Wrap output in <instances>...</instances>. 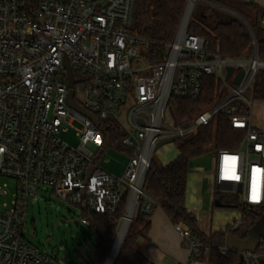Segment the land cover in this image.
<instances>
[{
    "label": "built area",
    "instance_id": "obj_1",
    "mask_svg": "<svg viewBox=\"0 0 264 264\" xmlns=\"http://www.w3.org/2000/svg\"><path fill=\"white\" fill-rule=\"evenodd\" d=\"M199 1L187 0L185 17L164 54L140 66L133 59L145 41L130 31L134 0H0V174L17 182L13 208L0 213V264H66L25 236L29 201L39 198L40 187H50L56 197L81 210L111 217L127 192L128 208L133 203L135 211L141 208L146 214L161 208L145 191L158 144L193 137L219 112L246 133L239 149L219 150L216 160V185L236 194L242 206L231 231L242 234L244 211L264 205V128L254 125L252 114L253 84L264 62L254 38L248 55L226 59L210 51L205 37L190 33ZM67 60L76 80L74 101L99 125L68 103ZM229 66L234 70L227 78ZM206 75L215 76L228 93L198 117L179 118L172 100L199 101ZM100 120L118 126L122 143L132 150L121 175L105 169L98 158ZM69 127L80 137L78 146L60 137ZM6 193V186L1 187L0 196ZM81 221L90 225L85 217ZM174 228L194 263L202 244L182 223ZM228 236L229 230L223 254L230 250ZM242 254L247 264H264V247Z\"/></svg>",
    "mask_w": 264,
    "mask_h": 264
},
{
    "label": "trees",
    "instance_id": "obj_2",
    "mask_svg": "<svg viewBox=\"0 0 264 264\" xmlns=\"http://www.w3.org/2000/svg\"><path fill=\"white\" fill-rule=\"evenodd\" d=\"M187 7V0H140L138 14L132 19L130 31L136 37L145 41L148 48L147 57L151 62L164 54L165 47L175 39L182 23ZM247 19L253 27L258 44V54L264 62V24L261 17L264 14L258 5L247 2V10L238 12ZM216 20L208 22L209 16L201 14L197 20L191 19L188 31L205 37L209 42L210 51L226 59H240L251 50L253 37L245 22L235 15L228 17L221 12L215 14ZM253 87L254 101L264 102V68L255 77ZM223 85L215 76L206 75L203 78L202 96L199 101L173 99L179 118L194 119L205 110L216 104L220 96L224 97ZM100 130L103 140L99 154L103 156L108 148L132 155V150L123 143V133L111 120H100ZM245 131L232 126L228 115L219 112L213 121L199 128L196 135L183 141H178V156L164 165L152 158L145 180L146 193L156 200L173 223L187 224L192 234L202 244L198 259L208 257L211 264H247L243 254L228 250L223 254L220 248L226 242V232L204 233L196 216L186 207L187 181L191 172L192 162L205 156L213 149L237 150L245 136ZM99 158V157H98ZM129 192L116 216L98 214L90 209H82V216L90 221L87 226L95 236V242H85L79 245L75 252L83 264H105L117 237V219L126 209ZM215 207L242 209L236 194L216 195ZM243 213L242 234L240 230L230 231V236L246 238L249 230L264 215V205L250 208ZM151 215L138 209L135 219L131 222L126 237L113 264H149L142 253L141 241L148 237L151 227ZM264 247V236L258 252Z\"/></svg>",
    "mask_w": 264,
    "mask_h": 264
},
{
    "label": "rangeland",
    "instance_id": "obj_3",
    "mask_svg": "<svg viewBox=\"0 0 264 264\" xmlns=\"http://www.w3.org/2000/svg\"><path fill=\"white\" fill-rule=\"evenodd\" d=\"M253 4L258 5L260 11L262 13L264 12V0H255ZM139 9L140 0H134V17L138 14ZM228 9L236 12L247 10V2L245 0H200L196 5L192 19L197 20L201 14H206L209 16L208 22L211 23L216 20L215 14L218 12L223 13L225 17L233 14ZM139 53L141 55L133 59L135 64L146 66L148 62H151L148 58L146 61L148 55V48L146 46H140ZM224 90L226 95L228 89L224 88ZM252 114L255 123L261 126L264 122V102L253 101ZM60 137L72 146H78L80 144V137L77 135V131L71 127L68 130H63L60 133ZM177 144V141H173L161 146L155 152L153 159L162 163V161L175 158L178 155ZM217 155L218 151L213 149L205 156L193 161L191 165V169L198 172L202 177L205 189L202 210L206 211L208 215L222 210L221 208L212 206L214 197L216 198V195L224 196L230 193L218 189L215 183ZM98 157L102 159L101 162L104 167L113 168L114 170L117 169V173H121L119 170L122 171L124 165L129 160L127 153L119 151L116 148H108L103 156L98 154ZM5 186L7 193L0 196V213H4L13 208V200L17 193L16 180L0 174V188ZM127 206L128 202L124 214L117 219V234L127 211ZM239 210L242 211L241 208ZM137 212L138 210L135 211L132 221L135 219ZM81 216V208L68 204L56 197L50 187H40L39 198L29 201L25 236L41 250L58 254L66 264H83L75 252L79 250L81 243H91L96 240L89 228L82 223ZM182 224L190 228L187 224L183 222ZM259 229L264 233V218L259 223Z\"/></svg>",
    "mask_w": 264,
    "mask_h": 264
},
{
    "label": "crops",
    "instance_id": "obj_4",
    "mask_svg": "<svg viewBox=\"0 0 264 264\" xmlns=\"http://www.w3.org/2000/svg\"><path fill=\"white\" fill-rule=\"evenodd\" d=\"M228 10L230 11L231 9ZM235 13L236 15L234 13L232 15L240 16L238 12L235 11ZM253 123L257 127L264 128V122L259 126L253 118ZM175 158L162 161V164L166 165ZM101 165L104 167L102 162ZM125 166L122 171L119 170L121 173L125 169ZM104 168L116 175L121 174L117 173V169ZM204 191L202 177L198 172L191 170L188 176L186 193V207L188 211L196 216L200 229L207 235L215 232H226L235 220L242 217V211L237 208L216 207L222 210L208 215L206 211L202 210ZM215 204L217 202L214 197L212 206L215 207ZM150 220L151 227L148 237L141 241L142 253L148 259L149 264H211L208 257L196 259L194 263H190V250L180 234L175 230L174 223L167 216L163 208L156 209L152 213Z\"/></svg>",
    "mask_w": 264,
    "mask_h": 264
},
{
    "label": "water",
    "instance_id": "obj_5",
    "mask_svg": "<svg viewBox=\"0 0 264 264\" xmlns=\"http://www.w3.org/2000/svg\"><path fill=\"white\" fill-rule=\"evenodd\" d=\"M186 13V12H185ZM184 17H185V14H184ZM183 17V19H184ZM240 18L245 22V24L247 25V27L249 28L251 34H252V37L257 41L256 39V35H255V32L253 30V27L251 26V24L247 21V19H245L244 17L240 16ZM66 65H67V72H68V80H69V83H70V86H71V91H70V95H69V99H68V103L71 107L73 108H76L77 110H79L81 113L89 116L94 122L96 125H99V121L97 120V118H95L92 114H90L89 112H87L85 110V108L79 106L78 104L75 103L74 101V85L76 83V80L74 78V75H73V72L71 70V67L69 65V61L67 60L66 61ZM234 68L232 66H229L227 68V71H228V75H227V78H229L233 72ZM243 74L244 72L241 71L237 78L235 79V83L236 84H239V82L241 81L242 77H243ZM171 113L173 114V116H175V113L173 111V109L171 108ZM171 142V140H164V141H161L157 148L159 149L161 146L167 144ZM93 172V168L90 167L87 171V177L89 178L90 175L92 174ZM224 183H228V182H224ZM218 189H220V185L217 186ZM226 188H228V186H223ZM241 191V189H240ZM85 209V208H84ZM128 209V208H127ZM264 218V215L257 221V223L249 230L248 232V235L246 238H241V237H238V236H228L227 237V246L230 250H234V251H237V252H240L241 254L246 252V251H250V252H256L258 250V248L260 247L261 243H262V237L264 236V233L261 232V230L259 229V223L261 222V220ZM126 237V236H125ZM117 238H118V234H117V237H116V240H115V243L113 245V248L107 258V261L105 264L108 263L111 255H112V252H113V249H114V246L116 244V241H117ZM125 239V238H124ZM123 239V241H124ZM122 241V243H123ZM122 243L119 247V250L122 246ZM118 250V252H119ZM117 252V254H118ZM117 254L115 256V258L113 259V261L111 262V264L114 263L116 257H117Z\"/></svg>",
    "mask_w": 264,
    "mask_h": 264
},
{
    "label": "bare ground",
    "instance_id": "obj_6",
    "mask_svg": "<svg viewBox=\"0 0 264 264\" xmlns=\"http://www.w3.org/2000/svg\"><path fill=\"white\" fill-rule=\"evenodd\" d=\"M134 213H135L134 204L132 203L131 205H129V208H128L126 214L123 217V221L121 223V227H120V230L118 232V238H117L116 244L114 246L112 255H111V257H110V259H109L107 264H111V262L115 258L116 254H117V252L119 250V247H120L123 239L125 238V236H126V234L128 232V228L130 227L129 225L131 224V221L133 219Z\"/></svg>",
    "mask_w": 264,
    "mask_h": 264
}]
</instances>
